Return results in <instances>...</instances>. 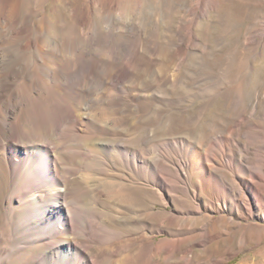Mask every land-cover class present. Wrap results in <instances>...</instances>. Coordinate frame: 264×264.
I'll use <instances>...</instances> for the list:
<instances>
[{"label": "bare ground", "instance_id": "bare-ground-1", "mask_svg": "<svg viewBox=\"0 0 264 264\" xmlns=\"http://www.w3.org/2000/svg\"><path fill=\"white\" fill-rule=\"evenodd\" d=\"M74 26L49 51L0 47V264H223L210 254L263 241V119L240 114L206 144L199 134L162 143L145 127L121 136L146 92L126 61L84 50ZM219 82L207 87L213 100L229 90Z\"/></svg>", "mask_w": 264, "mask_h": 264}, {"label": "rangeland", "instance_id": "rangeland-1", "mask_svg": "<svg viewBox=\"0 0 264 264\" xmlns=\"http://www.w3.org/2000/svg\"><path fill=\"white\" fill-rule=\"evenodd\" d=\"M5 1L10 4L0 1V47H61L59 32L76 25L74 29L82 35L80 45L84 50L94 54L98 50L101 60H111L117 64L126 61L133 66L132 75L137 88L146 94L139 100L144 103H141L142 107L138 109L134 106L129 110L131 113H128L130 118L127 127L115 129L121 136L136 127H145L148 137H166L159 140L162 143L167 138L180 140L186 136L193 145L199 134L201 142L206 144L219 131L235 124L238 116L248 117L250 124L264 120V0ZM49 37L55 42H49ZM91 37L94 38L93 42H90ZM132 48L136 49V54L130 52ZM112 50H115V57ZM240 63L245 65L242 71L236 70ZM234 64L237 66L227 75ZM226 75L228 80L225 79ZM221 78L225 79L224 84ZM168 79L172 83L167 84ZM219 79L230 94L218 93L213 100L206 94L208 88L216 85L214 83L221 84ZM230 96H238V101H231ZM253 108L255 113L251 116ZM119 118L125 121V116ZM191 127L196 130V136L187 134ZM261 131L264 132V127ZM133 135L127 141L137 148L138 145L133 143ZM102 138L111 136L108 134ZM123 140L118 141L126 142ZM217 140L219 138L213 142ZM254 240L243 249L234 242L230 247L224 246L210 255L213 259L225 258L223 264H240L244 258L264 264V240L258 244ZM195 250L196 259L205 260L201 248L196 247Z\"/></svg>", "mask_w": 264, "mask_h": 264}]
</instances>
